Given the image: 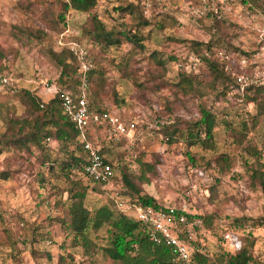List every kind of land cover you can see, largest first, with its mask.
<instances>
[{
	"label": "rangeland",
	"instance_id": "374dc122",
	"mask_svg": "<svg viewBox=\"0 0 264 264\" xmlns=\"http://www.w3.org/2000/svg\"><path fill=\"white\" fill-rule=\"evenodd\" d=\"M64 1L0 0V63L6 80L0 84V134L12 133L11 121L29 119L21 90L46 102L58 88L60 70L49 50H67L68 42L83 44L91 68L97 71L88 82L95 104L123 122L138 118L133 140L105 145L109 157L118 158L120 166L133 174L140 163L150 164L149 182L141 188L158 205L182 203L190 216L216 219L213 232L197 236L210 264H225L228 249L218 240L222 233H233L242 241L249 238L250 264H264V223H259L264 194L247 173L255 166L264 171V0H96L87 14L67 11L53 29L49 23L56 21ZM129 3L134 5L133 14L119 18L113 9ZM93 15L114 31L134 32L142 18L147 20L148 26L135 31L142 49L125 41L110 48L92 42L83 29ZM193 42L209 44L211 54L228 56L226 72L233 84L223 95L220 83L211 81L205 71L196 78L175 77L168 58L193 55ZM204 53L210 58L208 52L200 55ZM234 75L243 76L242 90ZM194 80L198 86L193 92ZM199 108L216 120L206 148L189 147L184 141L183 123L198 118ZM176 121L182 122L179 135L168 144L159 130ZM30 128L28 124L23 133ZM102 135L94 132V138ZM45 147L44 153L32 144L26 149L0 148V172L8 175L0 180V264H117L101 250L107 246V226L88 229L82 244L72 242L65 225L56 221L64 217L68 191L81 189L87 210L105 206L116 216L110 197L114 186L95 190L82 177L66 180L56 168L40 166L42 154L56 164L67 151L51 141ZM119 193L122 201H130ZM64 220L67 223L66 216Z\"/></svg>",
	"mask_w": 264,
	"mask_h": 264
},
{
	"label": "trees",
	"instance_id": "16d2710c",
	"mask_svg": "<svg viewBox=\"0 0 264 264\" xmlns=\"http://www.w3.org/2000/svg\"><path fill=\"white\" fill-rule=\"evenodd\" d=\"M96 6V0H65L61 3V12L57 15L56 21L49 23V26L54 29V25L59 21H63V15L67 12H74L79 14H87L92 11ZM134 5L126 4L125 6H117L113 11L119 18L124 16H131L133 14ZM148 26L147 20L142 18L135 26L134 32L131 31H114L107 30L102 22H100L95 15L90 18V25L83 29V33L95 44L103 47H118L123 41L129 43L139 50L142 49L141 40L138 38L135 31L140 28ZM191 51L193 55L197 56L203 52L211 54L209 44H201L198 42L191 43ZM83 48L84 45L80 44ZM51 59L59 68V76L57 79L58 92H66L72 96L78 94V88L80 86L81 73L78 72L77 63L72 53L66 49H61L59 52H52L49 50ZM89 55V54H88ZM90 56V55H89ZM91 57V56H90ZM186 55H173L169 57V63L173 66L175 77L179 80L186 77L188 74L181 68L176 67V63L182 62ZM212 57V58H211ZM3 55L0 53V60ZM1 62V61H0ZM162 66L161 62H157ZM225 62L218 59L214 52L210 55V58H204L202 65L193 73L198 77L203 71L207 76L212 78L211 81H218L223 88V91L219 95L224 94V90L233 84L230 78V72H223ZM4 66L0 63V84L3 80L1 73L4 71ZM93 68H90L85 73V79L88 83L89 80L95 75ZM192 75V74H191ZM195 87L193 92L198 86L197 80H194ZM177 85V84H176ZM228 85V86H227ZM21 97L24 99L29 109V119H21L19 121L10 124L13 126V131L10 134H0V148L9 150L11 147H20L26 149L27 144H32L44 153L45 145L48 142H53L58 145H63L67 148L65 152V158L56 164L49 161L46 154H42L40 159V166H45L52 171L54 168L60 173V175L66 180H72L75 176L84 178L93 189H102V186L91 180L83 177L80 163L83 156L81 144L79 142V131L76 129L71 120L62 112L61 102L58 98V93L51 96L46 102H41L36 96H34L28 90H21ZM95 94V92H94ZM90 93L87 88L86 103L87 107L94 112H109L106 109L99 108L95 104V96ZM41 105V107H40ZM215 116L208 110L199 108L198 118L191 122H184L183 129L185 133L184 141L187 146L191 147L199 145L201 148H206L205 143L211 142L213 139V129L215 127ZM31 124L30 131L23 133L24 128ZM182 122L176 121L169 125H164L160 128V132L169 144L172 139L179 135V127ZM225 126L227 125L224 123ZM114 144V143H109ZM116 145V144H114ZM110 151L103 145V149L100 154L103 160L109 162L115 172V179L112 181V185L115 190L124 192L130 197L129 203L136 205L149 206L152 208H160L151 197L142 193L141 186L148 184L149 180L146 177L148 173H152V166L148 163H140V168L133 174L127 168H122L119 164V159H111L109 157ZM254 160L258 162L259 155L256 154ZM248 178L257 183V187L264 194V171L261 167H248ZM8 177L6 172H0V180H6ZM85 191L83 189L73 192L68 191V205L64 211V217H67V223L64 217L57 218L56 221L59 225L64 226L67 231V237L71 238L72 242H79L85 244L87 241L86 232L88 229L98 230L102 226H107L108 242L107 246L101 250L103 254L112 262L117 264H178L176 263L170 254V251L164 245H151L148 241V233L150 228L134 221L126 214L119 212L116 216L109 210V208L102 206L90 212L84 205ZM198 218L195 216H189L188 218ZM199 219V218H198ZM201 219V220H200ZM201 226L200 230L196 229L195 240L191 242L190 258L193 264H210L201 252V247L198 246V231L213 232L214 228L212 223L216 219L211 220L210 217L200 218ZM260 224L264 223V216L259 220ZM239 225L240 221H235ZM225 232L224 228L222 229ZM249 235V234H248ZM239 237V236H238ZM240 238V237H239ZM221 241V239H218ZM241 240V238H240ZM241 246L238 251L230 252L225 251L224 254L225 264H250L253 261L251 256L252 242L249 238L241 240ZM222 243V241H221ZM224 245V243H222ZM222 245V246H223ZM197 246V247H196ZM45 256L47 254L45 253ZM70 257V256H69ZM59 261H63L61 256L58 257Z\"/></svg>",
	"mask_w": 264,
	"mask_h": 264
},
{
	"label": "built area",
	"instance_id": "2783aa9c",
	"mask_svg": "<svg viewBox=\"0 0 264 264\" xmlns=\"http://www.w3.org/2000/svg\"><path fill=\"white\" fill-rule=\"evenodd\" d=\"M65 31V30H64ZM67 31H65L66 33ZM65 33L62 36H66ZM57 44H61L57 41ZM65 47L72 53L77 63L78 72L81 73L80 86L78 94L75 96L66 92H58L53 88L50 93L54 96L58 93L61 102L62 112L71 120L76 129L79 131V142L83 151L80 168L83 177L98 183L105 188L112 185L115 179V172L109 162L103 160L100 154L103 145L108 143L119 144L122 141L130 142L137 132L138 118H132L127 122L121 121L120 117L110 112H94L87 107L86 94L88 83L85 79V73L91 68L88 61L89 55L84 48H81L75 42H68ZM218 59L225 63L229 58L222 52L216 54ZM204 58H208L207 53L202 56L187 55L182 62L176 63L177 68L183 69L187 74H193L202 65ZM244 60L239 63L243 68ZM225 65L223 70L227 71ZM235 82L242 90L245 85L243 76L234 75ZM6 83V80H2ZM41 107V105H40ZM102 132V138H94V132ZM200 176L201 173L197 172ZM120 191L113 190L111 199L115 209L129 216L134 221L150 228L148 241L151 245H164L170 251L172 259L178 264H193L190 258L191 242L195 240L196 229L200 230L201 221L198 218H188L190 215L184 204L175 206H161L152 208L149 206L131 204L122 201ZM221 241L230 252L240 249L241 242L233 233H222ZM197 247V246H196Z\"/></svg>",
	"mask_w": 264,
	"mask_h": 264
},
{
	"label": "crops",
	"instance_id": "0c3cea01",
	"mask_svg": "<svg viewBox=\"0 0 264 264\" xmlns=\"http://www.w3.org/2000/svg\"><path fill=\"white\" fill-rule=\"evenodd\" d=\"M201 233V231H198V235ZM225 246V245H224ZM228 249V248H227ZM225 251H227V250H225Z\"/></svg>",
	"mask_w": 264,
	"mask_h": 264
}]
</instances>
